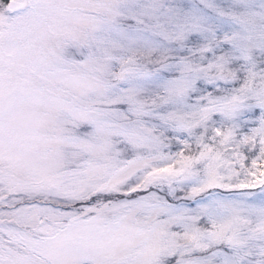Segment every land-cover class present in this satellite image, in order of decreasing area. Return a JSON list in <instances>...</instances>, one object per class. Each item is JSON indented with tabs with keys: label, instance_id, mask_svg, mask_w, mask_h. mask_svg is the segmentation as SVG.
<instances>
[{
	"label": "snow or ice",
	"instance_id": "6c2138e0",
	"mask_svg": "<svg viewBox=\"0 0 264 264\" xmlns=\"http://www.w3.org/2000/svg\"><path fill=\"white\" fill-rule=\"evenodd\" d=\"M0 264H264V0H0Z\"/></svg>",
	"mask_w": 264,
	"mask_h": 264
}]
</instances>
